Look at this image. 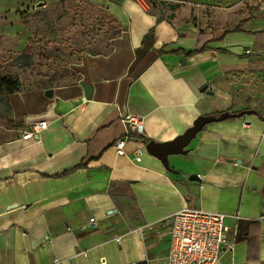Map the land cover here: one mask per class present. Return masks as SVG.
Segmentation results:
<instances>
[{
    "label": "crops",
    "instance_id": "0c3cea01",
    "mask_svg": "<svg viewBox=\"0 0 264 264\" xmlns=\"http://www.w3.org/2000/svg\"><path fill=\"white\" fill-rule=\"evenodd\" d=\"M87 1L122 27L109 50L79 61L77 75L23 80L10 95L13 136L0 137V264H162L166 221L184 205L227 214L233 245L217 264H264V111L250 105L246 84L264 74V27L213 25L210 48L186 57L169 50L194 49L208 20L180 9L171 19L160 3L209 1ZM81 80L93 86L90 99ZM224 113L238 115L204 125L167 163L148 150L132 159L200 116ZM127 115L141 118L148 142L130 135L128 155H118L113 143L125 137ZM41 120L48 126L25 136Z\"/></svg>",
    "mask_w": 264,
    "mask_h": 264
},
{
    "label": "rangeland",
    "instance_id": "374dc122",
    "mask_svg": "<svg viewBox=\"0 0 264 264\" xmlns=\"http://www.w3.org/2000/svg\"><path fill=\"white\" fill-rule=\"evenodd\" d=\"M197 4L161 1L167 12L190 11L193 21L208 20V27L222 30L264 27V0H207ZM201 11L194 13L195 10ZM172 19L175 12L167 14ZM119 21L105 9L87 0H0V72L13 74L32 83L41 78L50 83L78 73V62L109 50L122 31ZM249 79V78H248ZM245 83L246 79L242 80ZM255 96L250 105L264 111V74L251 75L246 83ZM249 100V98H248ZM3 104L0 109L3 111ZM10 111L0 114V137L13 136Z\"/></svg>",
    "mask_w": 264,
    "mask_h": 264
},
{
    "label": "built area",
    "instance_id": "2783aa9c",
    "mask_svg": "<svg viewBox=\"0 0 264 264\" xmlns=\"http://www.w3.org/2000/svg\"><path fill=\"white\" fill-rule=\"evenodd\" d=\"M127 131L125 137L117 138L113 146L118 155H128L126 139L133 134H142V120L137 115H127L125 118ZM48 126L46 120L36 122L25 136H33ZM147 149L138 148L132 153V159L143 160ZM227 214L219 211H208L184 205L174 212L166 221L170 234L168 254L162 264H217L226 250L232 248L229 240V224ZM91 226H98V221L92 217ZM154 264V263H149Z\"/></svg>",
    "mask_w": 264,
    "mask_h": 264
},
{
    "label": "water",
    "instance_id": "95a60500",
    "mask_svg": "<svg viewBox=\"0 0 264 264\" xmlns=\"http://www.w3.org/2000/svg\"><path fill=\"white\" fill-rule=\"evenodd\" d=\"M80 84L84 88L85 92V99H90L93 94V86L90 85L89 83L81 80ZM201 91H206L207 93H213L210 89H208V85H205ZM45 94L48 97H53V90L48 89ZM235 114H230V113H224L219 117H214V116H200L196 121L193 127L188 129L184 134L179 135L177 138H175L172 141L168 142H155V141H150L147 143L146 147L147 150L160 158L162 161L167 163V157L171 154H178V153H183V148L189 144V142L195 137V135L202 130L203 126L206 125L209 122H213L219 119H223L227 116H231ZM192 180L197 179V175H192L190 177Z\"/></svg>",
    "mask_w": 264,
    "mask_h": 264
},
{
    "label": "trees",
    "instance_id": "16d2710c",
    "mask_svg": "<svg viewBox=\"0 0 264 264\" xmlns=\"http://www.w3.org/2000/svg\"><path fill=\"white\" fill-rule=\"evenodd\" d=\"M174 7L175 6H173V8ZM238 29L239 28H237L236 30H238ZM228 32L229 31H224L223 36ZM213 34H214V28L211 26L209 31L201 30L198 33L197 44H196V47L194 49H190V50L186 51L185 49L178 48V49H170L169 51L171 53H180L183 51V52H185L186 57H190L194 54L204 52L210 48L209 44L216 40L215 37L213 36ZM160 52H164V51L161 50ZM21 90H22V80L20 79L19 76L13 75V74L4 75L0 72V104H3V106H4L3 111H10L11 115H12L11 104H10V95L15 93V92H19ZM3 111L0 109V114H2ZM254 113L259 114L257 112H254ZM236 115H238V114L231 115V116H236ZM136 136H139L145 142H148V139H146L145 137L143 138L141 136V134H136ZM82 166H83V164L79 163L76 166L63 171L62 173H60L58 175L62 176V175L69 174L70 172L76 170L77 168H81Z\"/></svg>",
    "mask_w": 264,
    "mask_h": 264
}]
</instances>
